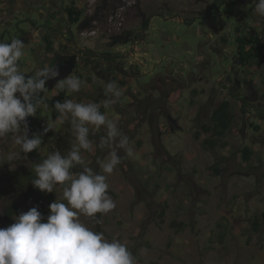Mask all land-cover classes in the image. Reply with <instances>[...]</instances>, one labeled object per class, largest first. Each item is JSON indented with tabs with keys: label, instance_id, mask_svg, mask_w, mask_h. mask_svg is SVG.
Masks as SVG:
<instances>
[{
	"label": "rangeland",
	"instance_id": "1",
	"mask_svg": "<svg viewBox=\"0 0 264 264\" xmlns=\"http://www.w3.org/2000/svg\"><path fill=\"white\" fill-rule=\"evenodd\" d=\"M99 1L75 0L89 14ZM69 2L0 0V34L9 28L10 39L29 30L23 19L34 20L40 30L45 29L47 13L55 6L59 20L52 22L57 29L52 37L61 54L91 50L101 54L97 55L100 58L114 59L113 53L120 55L116 57L120 70L103 60L92 66V59L83 56L84 61L79 60L82 71L76 69L73 73L82 77L81 90L63 99L101 103L107 78H126L128 82L122 88L123 98L108 109L102 108L109 118L119 121L134 149V155L126 157L108 177L116 207L103 215L102 233L109 240L126 243L137 264H264V220L259 231H254L250 223V218L264 213V119L256 115L258 110L264 112V98L260 97L264 95V56L259 64L243 70L236 57L226 58L235 49L240 24L258 29L262 28L261 22L264 24V18L254 13L252 0H240L235 16L224 13L223 0H145L140 12L150 17L151 23L144 42L116 47L108 46L111 35L105 33L109 12L96 25L98 35L85 37L64 13ZM208 8L209 16L200 15ZM142 22L138 10H129L123 30L140 32ZM66 30L71 31L72 41L67 40ZM42 32L37 31L25 44L20 60L25 66L20 67L26 75L31 76L51 63ZM69 37L72 39L70 34ZM67 47L69 50L63 53ZM244 71L251 74L259 96L242 112V102L230 94V79L244 82ZM164 83L175 87L179 84V93L171 96L169 103L163 102L166 95L160 94ZM241 89L245 95L247 92ZM53 96H57L56 87L49 89L46 98ZM224 101L230 103L234 115L233 129L226 137L228 146L208 151L202 145L208 135L196 138L195 120L201 116L208 122L213 109ZM39 111L42 114L37 111L34 116L38 124L30 137L43 133L48 122L56 119H51L50 106ZM168 116L177 121L175 131L170 129ZM99 135L103 132L94 139L98 141ZM44 137L48 141L41 150H33L26 157L22 154L13 164L4 160L9 152H19V146L10 138L0 140V228L9 227L15 223L13 217L32 207H37L46 218L49 205L62 197V189L48 193L35 188L32 167L49 152L59 150L64 154L70 150V125H59ZM245 146L254 150L248 164L243 162L240 152ZM120 154L124 156L123 151ZM85 155L89 166L99 172L97 160L107 153L97 148ZM215 163L219 168L226 167L223 177L216 176L211 169ZM14 203L17 213L8 221L5 213ZM81 219L95 231L93 220Z\"/></svg>",
	"mask_w": 264,
	"mask_h": 264
},
{
	"label": "clouds",
	"instance_id": "2",
	"mask_svg": "<svg viewBox=\"0 0 264 264\" xmlns=\"http://www.w3.org/2000/svg\"><path fill=\"white\" fill-rule=\"evenodd\" d=\"M252 3L254 13L264 18V0ZM24 49V41L19 38L0 42V140L10 138L19 146V152H9L4 163L13 164L22 154L26 157L33 150H41L43 136L59 125L68 123L73 139L70 150L64 154L59 150L49 152L32 167L34 187L48 193L62 189V197L49 205L46 218L32 207L13 217L15 223L9 227L0 228V264H137L126 243L109 240L81 219L101 223L97 214H107L116 207L109 194L108 177L126 157L134 155L130 138L121 130L119 121L101 111L119 101L123 89L117 82L109 81L103 89L106 99L101 103L68 98L57 101L56 119L48 122L43 133L30 137L28 117L48 109L46 84L60 73L56 66L45 65L26 76L19 63ZM83 83L72 73L55 87L71 95L79 93ZM101 132L98 141L94 139ZM97 148L107 153L97 160L99 172L89 166L85 155Z\"/></svg>",
	"mask_w": 264,
	"mask_h": 264
},
{
	"label": "trees",
	"instance_id": "3",
	"mask_svg": "<svg viewBox=\"0 0 264 264\" xmlns=\"http://www.w3.org/2000/svg\"><path fill=\"white\" fill-rule=\"evenodd\" d=\"M54 3H56V0H51ZM222 0H220L221 2ZM225 5V10L224 13L228 15H234L236 14V7L238 6L240 0H223ZM121 4V0H100L98 6L92 13L86 12L85 9L80 8L75 0H70L69 5L65 8L64 13L67 14V18L69 19L70 23L72 26H77L78 32L82 33L85 30L89 29H94L98 23L102 22V17L104 13L111 14L112 12L117 10V7ZM142 3L139 5L135 6L132 8V10L136 9L139 12V16L142 18V29L140 32H135V31H130V30H123L121 33L117 35H113L110 38V43L108 46L110 47H116L117 45H127L131 43H136L141 42L142 40L144 41V36L146 31L148 30L150 23H151V18L150 17H145L144 13L140 12V6ZM55 6L50 7V10L48 11V16H47V21L45 23V29H41L38 27V24L34 20H27L23 19L21 20L22 22H28L29 24V30L27 31H21L20 35L17 34L14 38H19L24 41V44H27L28 41L32 40L37 34V31L42 32V41L44 43V49L46 51V54L49 56V59H51V63L49 66H56L57 63L62 59V54L56 50L54 46V38L52 37L53 33L57 31L56 27L52 24L54 22V19L59 20L58 16L59 12L58 10H55ZM211 8H208L204 12H202L200 15L202 16H209ZM199 15L197 16V18ZM194 19H192L193 21ZM264 20V19H263ZM187 20H185L186 22ZM247 23L245 24H240L238 28L236 29V38H235V43L236 45V54H237V60H239V66L243 70L246 67H249L250 65H254L255 63H260V59L264 56V24L261 22V29H258L257 27L254 28H246ZM9 28H4L0 34V42H6L10 43L11 39L13 37H10L8 39V34L10 35L11 33L8 31ZM8 31V32H7ZM7 32V33H6ZM68 41H72L70 37L67 38ZM69 47L63 50V53L68 51ZM35 52V50H33ZM107 54V53H106ZM112 53H109L108 55H111ZM64 55V54H63ZM67 55V54H66ZM75 58L76 61V68L79 69L77 71H82L80 67V62L79 60L84 61V57H88L89 59L91 58L92 60H89V63L94 66V63L97 61H106L110 62L113 64V67L118 65V61H116V57H119V54H114V59L111 57H104L100 58L98 56H93L89 54L88 52L85 51H76V53L72 54ZM68 56V55H67ZM66 59H69L70 57H67ZM84 56V57H83ZM79 58V60L77 59ZM20 63V62H19ZM20 65L25 66V64L20 63ZM237 65V64H236ZM86 68V67H85ZM116 70V69H115ZM244 82L240 83L239 80H234L230 79L232 81L233 87L230 88V94L233 95L234 98L240 100L242 102V112H245L248 110L249 106H252L254 102H257L258 96H259V91L258 89L254 86V82L251 80V74L248 72L244 71ZM81 74L80 72H77V75ZM29 76V75H26ZM81 77V76H80ZM82 79V77L80 78ZM229 80V77H228ZM109 81H115L119 85V87L124 88V85H126L128 82L126 81V78H122L120 80L116 79V77L113 78H107L106 83ZM241 84H244V86L241 87ZM179 85L176 87L174 86L175 94L179 93ZM241 88L245 89L247 92L244 95V90ZM49 89V88H48ZM104 89V88H103ZM161 93L162 95H166V99L163 102H168L169 103V98L174 95V93L170 92L169 87L166 85H161L160 86ZM57 93H59L57 96H53L51 98H47L48 100L46 101L50 108L53 110L51 114V119L57 117V112L55 111V103L57 101L63 102L64 96L66 95L64 92L60 91L57 88ZM43 95V94H42ZM102 98L100 101L105 100L106 97L104 96V91L103 94H101ZM260 97L264 98V95H261ZM123 96L120 98L122 99ZM100 103V102H98ZM101 111L104 112V110L101 108ZM258 114H256L260 119H264V112L258 110ZM38 114H42L38 110ZM233 117L234 115L232 114L231 110V105L229 102L224 101L222 102L217 108L213 109L211 113V117L209 121L205 122V120L201 117L198 116L196 123H197V132H196V138L199 139L201 134L208 135V137L202 142V145L204 146L205 149H208V151H217L219 149L224 150L228 146V142L226 141V137L228 133L233 129ZM37 122V123H35ZM28 123H29V129H30V135L32 132H34V125L38 124V121L34 116L28 117ZM40 126H41V122ZM172 123V122H171ZM169 124L170 129L175 131V124ZM31 124V125H30ZM32 126V128H31ZM258 128V127H257ZM256 128V129H257ZM48 141L47 138L44 137L43 139V144ZM42 144V145H43ZM240 152H242V159L245 164H248L251 162L254 150H252L249 146L241 147ZM218 164H214L211 166V169L215 173L216 176L220 177L225 174L226 167L219 168L217 167ZM110 193V192H109ZM112 195V193H110ZM17 205L11 204L9 208L7 209V212L5 213L7 216L8 221H10L11 217L16 215L17 213ZM98 218L101 220V223H95V231L96 232H102V226H103V215L97 214ZM264 220V213L262 215H255L252 218H250V223L252 224L254 231H259L261 230V223ZM180 229L183 228V225L178 226ZM223 228H226L223 227ZM224 234V233H223ZM223 234L222 236L220 235V240L223 239Z\"/></svg>",
	"mask_w": 264,
	"mask_h": 264
},
{
	"label": "built area",
	"instance_id": "4",
	"mask_svg": "<svg viewBox=\"0 0 264 264\" xmlns=\"http://www.w3.org/2000/svg\"><path fill=\"white\" fill-rule=\"evenodd\" d=\"M144 1L145 0H121V4L117 7V10L106 16L107 26L105 33L111 36L121 33L124 29L127 12ZM98 33L99 29L94 28L82 32L81 35L85 37L97 36Z\"/></svg>",
	"mask_w": 264,
	"mask_h": 264
},
{
	"label": "water",
	"instance_id": "5",
	"mask_svg": "<svg viewBox=\"0 0 264 264\" xmlns=\"http://www.w3.org/2000/svg\"><path fill=\"white\" fill-rule=\"evenodd\" d=\"M69 34L71 35V38H73L72 33L70 30H68ZM89 54L91 55H101L98 54L97 52H93V51H87ZM239 63V61H238ZM57 69L59 70L60 75L54 79V80H49L46 84V87H48L50 90H54V87L56 86V84L58 83L59 80L64 79L66 77H68L69 75H71L76 67V61L74 57L69 58L64 64L60 65V66H56ZM173 123L175 124V126L178 127L177 125V121L174 120L173 118L169 117Z\"/></svg>",
	"mask_w": 264,
	"mask_h": 264
},
{
	"label": "flooded vegetation",
	"instance_id": "6",
	"mask_svg": "<svg viewBox=\"0 0 264 264\" xmlns=\"http://www.w3.org/2000/svg\"><path fill=\"white\" fill-rule=\"evenodd\" d=\"M247 4H248V3H247ZM65 34H66V37H69V32H68L67 30H66V33H65ZM72 40H73V39H72ZM142 42H144V41L142 40ZM235 44H236V43H235ZM233 52H234L235 54H234ZM61 56H62V59H63V60H60V61L57 63L56 66H60V65H62V64H64V63L68 60V59H66V56H67V55H63V54H62ZM72 56H73V55H68L67 57H70V58H71ZM229 57H231V58L236 57V59H237L236 45H235V49H234V50H231L230 53L226 55V58H229ZM238 61H239V60H238ZM115 67L118 68V65H116ZM76 69H77V68L74 69L73 73L76 71ZM118 70H120V69L118 68ZM168 76H171V75H168ZM163 85H166L167 87H169L170 92H171V93L173 92V93L175 94V90H174V86H175V85L173 86V84H171V83H164ZM178 85H179V84H178ZM169 117H171V116H168V118H169ZM169 120H170V122L173 123V121H172L170 118H169ZM174 120H175V119H174ZM173 124H174V123H173ZM30 125H31V124H30ZM31 128H32V126H31ZM30 132H31V131H30Z\"/></svg>",
	"mask_w": 264,
	"mask_h": 264
}]
</instances>
